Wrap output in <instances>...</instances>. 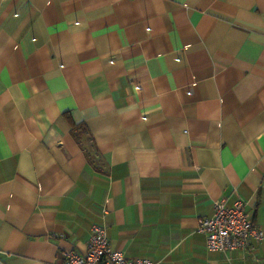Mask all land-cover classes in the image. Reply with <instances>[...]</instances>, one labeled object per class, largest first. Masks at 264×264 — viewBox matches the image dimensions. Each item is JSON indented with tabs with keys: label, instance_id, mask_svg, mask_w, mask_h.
I'll list each match as a JSON object with an SVG mask.
<instances>
[{
	"label": "crops",
	"instance_id": "crops-1",
	"mask_svg": "<svg viewBox=\"0 0 264 264\" xmlns=\"http://www.w3.org/2000/svg\"><path fill=\"white\" fill-rule=\"evenodd\" d=\"M219 199L264 232V0H0V264L94 225L155 264H264V237L208 248Z\"/></svg>",
	"mask_w": 264,
	"mask_h": 264
},
{
	"label": "built area",
	"instance_id": "built-area-1",
	"mask_svg": "<svg viewBox=\"0 0 264 264\" xmlns=\"http://www.w3.org/2000/svg\"><path fill=\"white\" fill-rule=\"evenodd\" d=\"M198 229L207 236L211 251L241 250L250 253L252 244L263 239L260 229L244 201L228 204L225 199L214 201L211 214L200 217ZM62 264H155L148 258H130L112 247L105 227L94 225L83 253L66 250Z\"/></svg>",
	"mask_w": 264,
	"mask_h": 264
},
{
	"label": "trees",
	"instance_id": "trees-1",
	"mask_svg": "<svg viewBox=\"0 0 264 264\" xmlns=\"http://www.w3.org/2000/svg\"><path fill=\"white\" fill-rule=\"evenodd\" d=\"M82 128H83V130H84L85 132H89L88 129H87L84 125L82 126ZM75 136L77 137L76 134H75Z\"/></svg>",
	"mask_w": 264,
	"mask_h": 264
}]
</instances>
